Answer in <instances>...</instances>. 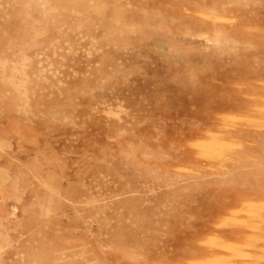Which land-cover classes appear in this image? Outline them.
<instances>
[{
	"label": "rangeland",
	"instance_id": "374dc122",
	"mask_svg": "<svg viewBox=\"0 0 264 264\" xmlns=\"http://www.w3.org/2000/svg\"><path fill=\"white\" fill-rule=\"evenodd\" d=\"M0 264H264V0H0Z\"/></svg>",
	"mask_w": 264,
	"mask_h": 264
}]
</instances>
